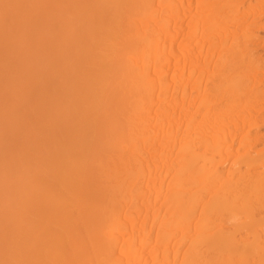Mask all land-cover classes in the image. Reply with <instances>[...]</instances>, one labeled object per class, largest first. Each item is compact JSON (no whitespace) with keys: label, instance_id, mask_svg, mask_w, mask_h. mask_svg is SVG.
<instances>
[{"label":"bare ground","instance_id":"1","mask_svg":"<svg viewBox=\"0 0 264 264\" xmlns=\"http://www.w3.org/2000/svg\"><path fill=\"white\" fill-rule=\"evenodd\" d=\"M261 30L264 0H0V264H264Z\"/></svg>","mask_w":264,"mask_h":264},{"label":"rangeland","instance_id":"2","mask_svg":"<svg viewBox=\"0 0 264 264\" xmlns=\"http://www.w3.org/2000/svg\"><path fill=\"white\" fill-rule=\"evenodd\" d=\"M254 1H256V0H254ZM261 32V34L262 35H264V30H261L260 31ZM262 53H264V51H262ZM264 56V55H263ZM170 178V175H168V176H166V178H165V184H167L169 181H168V179ZM159 204H158V201H157V203H156V206L157 205H159V206H157L156 208L158 209V208H160V206H161V209L163 208L162 206H163V203L162 202H164V200H163V195H161L160 196V199H159ZM160 203H162L161 205H160ZM161 211V210H160ZM162 211H164V208L162 209Z\"/></svg>","mask_w":264,"mask_h":264}]
</instances>
